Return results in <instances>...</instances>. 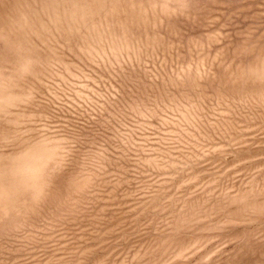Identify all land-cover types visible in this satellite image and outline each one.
<instances>
[{
	"label": "rangeland",
	"instance_id": "374dc122",
	"mask_svg": "<svg viewBox=\"0 0 264 264\" xmlns=\"http://www.w3.org/2000/svg\"><path fill=\"white\" fill-rule=\"evenodd\" d=\"M0 264H264V0H0Z\"/></svg>",
	"mask_w": 264,
	"mask_h": 264
}]
</instances>
